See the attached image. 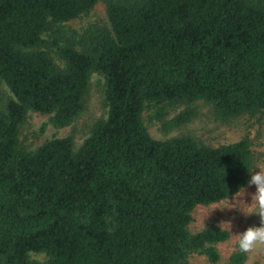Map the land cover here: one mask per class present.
Masks as SVG:
<instances>
[{
	"label": "trees",
	"instance_id": "obj_1",
	"mask_svg": "<svg viewBox=\"0 0 264 264\" xmlns=\"http://www.w3.org/2000/svg\"><path fill=\"white\" fill-rule=\"evenodd\" d=\"M99 0H0V264L217 262L227 230H187L198 205L227 199L255 167L250 141L208 146L153 138L149 103L204 100L216 120L264 111V0H103L108 26L64 38L62 25ZM54 54L63 63L59 67ZM91 72L107 117L78 149L71 136L21 146L29 110L56 127L82 111ZM195 110L172 120L179 126ZM238 247L229 264H243Z\"/></svg>",
	"mask_w": 264,
	"mask_h": 264
},
{
	"label": "rangeland",
	"instance_id": "obj_2",
	"mask_svg": "<svg viewBox=\"0 0 264 264\" xmlns=\"http://www.w3.org/2000/svg\"><path fill=\"white\" fill-rule=\"evenodd\" d=\"M108 26L106 5L99 0L95 6L79 17L64 23V38L79 39L85 32L100 26ZM53 57L59 67L63 63L53 52ZM105 82L102 74L91 72L88 79L87 92L83 100L81 113L67 126L56 127L51 122V114H41L29 110L25 120L19 126V140L21 146L32 151L46 140L71 136L74 150L78 149L90 135L93 125L100 119L107 117L108 107L105 101ZM14 98L9 88L0 84V110L5 109L9 99ZM191 107L195 116L188 122L175 126L172 120L184 109ZM142 120L149 134L158 140L173 137L190 136L200 144L219 146L247 138L255 162L254 171L264 169V111L253 114L244 113L233 117L227 122L216 120L213 107L209 102L198 100L190 105L171 104L168 102L149 103L144 107ZM255 185L249 183L236 194L222 201L198 205L191 212V220L187 224L189 233L194 234L208 227H218L229 232V238L215 246L220 254L217 262H210L204 253L189 254L184 264H229V257L237 249L236 235L248 227H258L261 218L252 202ZM251 213V214H250ZM246 260L243 264H264V244L245 252ZM32 260L42 264L46 262L44 253H32Z\"/></svg>",
	"mask_w": 264,
	"mask_h": 264
},
{
	"label": "clouds",
	"instance_id": "obj_3",
	"mask_svg": "<svg viewBox=\"0 0 264 264\" xmlns=\"http://www.w3.org/2000/svg\"><path fill=\"white\" fill-rule=\"evenodd\" d=\"M250 185H255L256 191L252 195V202L261 218L260 226L248 227L242 233L236 235V246L241 252H248L254 247L264 244V169L251 171ZM251 214V213H250Z\"/></svg>",
	"mask_w": 264,
	"mask_h": 264
}]
</instances>
